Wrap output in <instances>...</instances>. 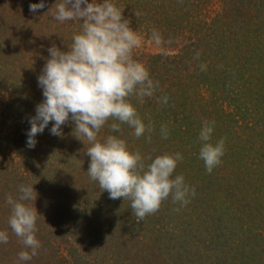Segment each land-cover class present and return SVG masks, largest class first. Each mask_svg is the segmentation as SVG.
Returning a JSON list of instances; mask_svg holds the SVG:
<instances>
[{
	"label": "trees",
	"instance_id": "1",
	"mask_svg": "<svg viewBox=\"0 0 264 264\" xmlns=\"http://www.w3.org/2000/svg\"><path fill=\"white\" fill-rule=\"evenodd\" d=\"M40 2L0 0V231L9 236L0 243V264H264V0H112L142 38L133 58L159 88L143 103L131 98L151 133L137 138L127 124L113 133L110 120L98 139L118 135L145 158L181 153L174 175L196 192L186 206L170 196L139 222L129 200L110 199L90 179L89 145L74 136V122L62 126V137L50 134L49 123L35 147L27 146L28 120L44 99L37 78L48 49L67 51L83 23L54 19L62 0L29 11ZM153 30L160 45L151 40ZM164 96L168 103H157ZM205 121L214 122L210 142L225 144L211 173L199 157ZM20 185L37 193L26 202L39 214L41 246L30 261H18L31 249L8 224L7 197H18ZM80 217L113 231L78 234L73 225L82 224ZM120 218L125 222L115 226Z\"/></svg>",
	"mask_w": 264,
	"mask_h": 264
},
{
	"label": "clouds",
	"instance_id": "2",
	"mask_svg": "<svg viewBox=\"0 0 264 264\" xmlns=\"http://www.w3.org/2000/svg\"><path fill=\"white\" fill-rule=\"evenodd\" d=\"M45 6V0H41L30 4L29 11L35 13ZM54 19L60 22L79 19L83 23L79 33L73 35L71 45H67V51L56 45L48 49L50 58L37 78L44 99L28 120L27 146L35 147L36 136L49 123H52L50 134L62 137V126L74 122V136L89 145L85 154L90 157L87 171L90 179L98 182L110 199L129 200L138 222L157 212L170 196L174 203L186 206L189 196H195L196 192L195 187L186 184L183 175H174L183 160L181 153L145 158L139 151L130 150L126 140L118 135L98 139L100 130L110 120L113 133L122 134L121 124L134 129L137 138L153 131L151 122L147 125L143 122L131 98L140 103L145 98H154L159 81H154L148 68L133 58L142 38L132 29L130 21L112 0H62L56 5ZM151 40L157 45L162 43L155 30ZM199 55L196 53L194 58ZM206 67L201 64V71ZM156 101L167 104L168 97H156ZM213 131L214 122L205 121L199 133L202 142L199 157L208 173L222 162L225 154L223 139L215 144L210 142ZM161 133L167 139L163 126ZM145 159L151 162L145 164ZM18 192L15 199L7 197L11 206L8 224L24 247L31 249L19 252L18 261H30L41 246L35 235L39 214L26 202L35 201L37 193L33 185H20ZM8 241L7 232L0 231V243Z\"/></svg>",
	"mask_w": 264,
	"mask_h": 264
},
{
	"label": "rangeland",
	"instance_id": "3",
	"mask_svg": "<svg viewBox=\"0 0 264 264\" xmlns=\"http://www.w3.org/2000/svg\"><path fill=\"white\" fill-rule=\"evenodd\" d=\"M150 50H152V49H150ZM158 51H160V49H158V50H156V51H154V52H158ZM108 217H109V215L108 214H106L105 215V219H108ZM104 218H102V219H104ZM76 219V218H75ZM80 219H81V221H82V224H79V225H73L74 226V229H75V232H77L78 234H79V231H81L82 229H84V228H92L93 229V232L97 235V237H102V236H105L107 233H110V231H113V230H109V231H105V230H103L105 227H101V228H98L94 223L93 224H91V222H90V220L89 219H86L85 221H84V218H82V217H80ZM101 219V220H102ZM121 219V222L120 223H116V222H114V225L115 226H121L122 225V222L124 221L125 222V219L124 218H120ZM101 223L102 224H104L105 223V221H101ZM81 229V230H80ZM83 233V232H82ZM105 238H107L108 239V237L106 236ZM107 239H105V240H107ZM130 248L131 247V244L129 243V245H126L125 246V248ZM125 248H123V249H120V250H123V252L121 251L120 252V255H123V254H126V252H125Z\"/></svg>",
	"mask_w": 264,
	"mask_h": 264
}]
</instances>
